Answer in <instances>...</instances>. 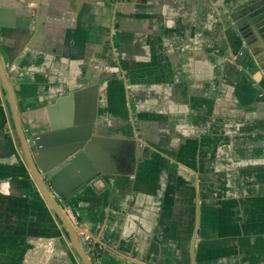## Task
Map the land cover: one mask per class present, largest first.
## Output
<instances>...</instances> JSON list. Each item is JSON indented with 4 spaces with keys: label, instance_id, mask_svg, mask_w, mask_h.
<instances>
[{
    "label": "crops",
    "instance_id": "1",
    "mask_svg": "<svg viewBox=\"0 0 264 264\" xmlns=\"http://www.w3.org/2000/svg\"><path fill=\"white\" fill-rule=\"evenodd\" d=\"M244 1L0 0L24 123H95L98 174L68 199L52 192L101 240L91 264H264L263 74L231 19ZM0 264H85L32 177L1 80Z\"/></svg>",
    "mask_w": 264,
    "mask_h": 264
},
{
    "label": "water",
    "instance_id": "2",
    "mask_svg": "<svg viewBox=\"0 0 264 264\" xmlns=\"http://www.w3.org/2000/svg\"><path fill=\"white\" fill-rule=\"evenodd\" d=\"M236 8L231 19L235 23L237 36L242 43L240 54L247 55L260 67L263 78L259 94H264V0H245ZM2 12L0 9V18ZM0 80L7 94L14 127L32 177L39 191L67 228L84 263L91 264L77 240L75 228L54 201L52 192L61 200L68 199L85 188L98 174V170L88 156L90 142L94 141L95 123L86 122L43 133H34L19 115L13 87L10 85L1 62ZM138 150L139 153L142 151L140 142ZM97 245L96 243L93 246L94 250ZM104 251L111 253L108 248Z\"/></svg>",
    "mask_w": 264,
    "mask_h": 264
},
{
    "label": "built area",
    "instance_id": "3",
    "mask_svg": "<svg viewBox=\"0 0 264 264\" xmlns=\"http://www.w3.org/2000/svg\"><path fill=\"white\" fill-rule=\"evenodd\" d=\"M62 211L75 228L77 238L85 253L87 255L93 254V246L101 240L97 241L90 234H88L82 225H80L77 220H75V217L70 214V209H68V207L62 208Z\"/></svg>",
    "mask_w": 264,
    "mask_h": 264
},
{
    "label": "bare ground",
    "instance_id": "4",
    "mask_svg": "<svg viewBox=\"0 0 264 264\" xmlns=\"http://www.w3.org/2000/svg\"><path fill=\"white\" fill-rule=\"evenodd\" d=\"M261 95V94H260Z\"/></svg>",
    "mask_w": 264,
    "mask_h": 264
}]
</instances>
